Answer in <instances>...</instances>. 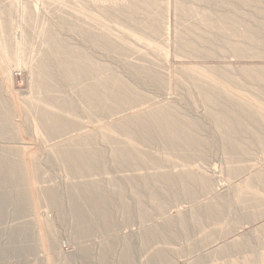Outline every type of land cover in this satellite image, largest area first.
I'll return each instance as SVG.
<instances>
[{
	"label": "bare ground",
	"instance_id": "1",
	"mask_svg": "<svg viewBox=\"0 0 264 264\" xmlns=\"http://www.w3.org/2000/svg\"><path fill=\"white\" fill-rule=\"evenodd\" d=\"M52 1L63 2L54 10L56 17L60 18L62 31L51 28L45 23L49 20L44 19L45 22L41 20L31 25L37 28H33L32 35L22 26L19 36H15L12 24L16 22H11L10 16L5 20L0 18V87L5 81L8 83L11 67H26L31 77V90L26 96H19L8 86L6 92L0 88V220L8 210L15 217L30 212L44 216L36 217L39 218L36 237L32 231L34 225L30 222L10 227L6 238L13 243V248L6 250L0 246V264H6L8 254L21 260L19 264H25L23 256L34 252L30 244L34 238L46 251L43 259L37 258L39 264H55V259L62 264H136L130 248V234H117L119 223L112 214L119 210L122 219L130 222L134 215L132 206L141 224L139 238L142 244L158 240L170 244L178 234L188 231L189 221L202 228L204 219L214 223L226 219L222 215L228 204L229 207L233 203L239 205V210L245 214L250 207H255L263 216L264 172L252 175L249 166L240 162L238 154H244L255 145L252 142L264 148L261 133L250 130V123L264 121L260 98L264 95V66L233 65L230 62L178 66L177 75L185 74L184 78H178L180 83L193 85L198 92L203 117L215 121L217 128L224 133L220 148L226 150L228 177L233 178L243 171L247 174L236 185H230L229 188L236 192L216 193L213 176L200 164H194L207 144V138L194 130L195 126L202 128V122H198L186 107L182 108L175 100L169 99V92L165 91L166 78L161 68L170 50L163 29L166 19L159 10L151 11L157 1ZM185 2H175L181 7L177 10L182 11V15L193 12L190 5L184 8ZM217 2L224 3L215 0ZM235 4L247 6L250 0ZM202 9L198 16L195 10L193 12L197 22H202L200 25L195 23L192 28L191 25L185 27L187 23L179 20L182 26L185 23V28L175 30V56L246 57L255 51L264 54V20L260 18L262 11L257 6L254 19L250 13L240 14L238 8H234L236 11L227 8L228 11L219 13H216L217 9L214 12L213 9ZM143 12L144 16H139ZM182 15L180 18H184ZM184 16L186 20L188 16ZM250 19L256 22L252 21L253 24ZM239 26L242 27L239 29ZM200 27L208 30L210 36H206L209 38L204 35L207 31L198 32ZM68 33L77 34L79 41H74ZM33 37L39 40L38 45L34 44L37 40ZM132 53L137 62L127 60L128 65L127 62L121 65L122 69H129L125 71L129 74H121L118 66L114 69L116 66L111 65L110 58L118 57L121 61ZM146 85L153 86L150 88L164 97L157 100L160 94L156 98L154 92L146 93ZM15 113L21 116L26 128L14 120ZM240 132L248 134L250 141L242 142ZM28 137L40 142L41 147L30 145L29 139L25 141ZM38 150L45 152L47 162L58 166L63 173L62 181L47 172ZM108 159L116 172L126 171L125 175H110L105 169ZM161 159L168 165H163ZM122 179L127 180L128 185ZM125 186L129 187L130 196L134 198L133 204L131 199L128 200L130 196ZM204 190L213 192L208 201L194 204L188 211L167 215L169 206L178 198L194 199ZM227 196L234 200H228ZM42 207L45 208L44 215L39 213ZM49 210H54L59 219L70 215L77 253L59 251L54 255L50 251L59 247L63 236L56 230L51 220L53 217L50 218L52 215H48ZM155 213L162 215L161 222L153 221ZM236 223L231 222L222 234L230 232ZM260 226L259 231H256L258 227L254 229V234L263 248L255 253L253 260L246 254L249 264H264V223ZM97 231L110 237L100 238V248L96 256H92L90 247L81 243ZM245 235L233 236L214 249L200 252L191 263L202 264L208 260L209 264H222L217 260L218 254L232 247L246 246L247 240L238 239ZM116 241L120 251L114 250ZM151 254L153 258H169L164 249ZM231 264L236 263L232 260Z\"/></svg>",
	"mask_w": 264,
	"mask_h": 264
},
{
	"label": "rangeland",
	"instance_id": "2",
	"mask_svg": "<svg viewBox=\"0 0 264 264\" xmlns=\"http://www.w3.org/2000/svg\"><path fill=\"white\" fill-rule=\"evenodd\" d=\"M157 2L152 6L153 9H151V11L154 9L155 10H159L160 14L162 15V17L164 19H166L164 25H163V29L165 31V35L168 38V50L169 51V55L168 58L166 60V63H164L163 67L161 68V72L163 74V76L166 78V83H165V87H167V92H169V99H173L176 101L177 104L180 105V107H186L188 110H190V113H192L193 117L196 118V120H198V122L200 121V123L202 122V128L201 127H194L195 132L201 133L204 138H207V144H206V148L204 147V149H202V155L196 157L195 161V165H201L202 169L207 172L209 175L213 176L214 180H213V188L214 191L216 193H232V192H236L237 190H232L230 187L231 184L236 185L237 183H239L240 181H242V179H244V177L247 176V174L243 171L241 173L236 174V176H234L233 178H229L228 174L225 170L226 168V158H225V151H223L224 149L220 148V144L222 143V138H223V132L221 129L217 128L216 122L213 121L212 119L209 118H204V109L203 106L198 102V98L199 95L197 94V90L195 88V86L190 85V84H182L180 83L178 78H184V73H180L177 75V69L178 66L180 65H187V64H204V65H217V64H225L230 62L233 65H241V64H249V65H261L264 66V54L259 53L258 51H255L253 53H251L249 56L246 57H242V56H235V55H229L226 58H207V56H204L203 54L198 55L197 57H177L175 56L176 54L174 53L175 51V30H182V28L184 29L185 27H189L192 28L193 24L198 23L197 25H200L202 22H197L198 19L194 18V13H198L196 16L199 15V12L202 11V8H207L208 10L213 9L212 11L214 12L216 9L219 10L216 13L219 12H224L227 10V8H232V10L235 8H238V12L240 14H248L250 13L251 15H253L251 17V19L255 18V8L257 6L258 9H260L262 12L259 13L260 18L262 17V19L264 20V0H250V4H243V6L241 4H237L239 3L240 0H233L236 2V4L238 6H234L235 2L232 3V0L229 1H225V0H220L221 2H226L228 3V5L224 2L222 4H220L219 2H217V4L213 3V0H211V2H206L209 0H184L185 1H192V2H188L189 4H184V8H187V6L190 5V11L193 12L194 10L196 12H188L187 14L185 13L184 15H186V17H190V20H188L189 18L187 17L186 20L185 16L182 15V11H178L180 10V8L177 7V5L175 4L176 1L179 0H156ZM182 1V0H180ZM219 1V0H216ZM231 1V2H230ZM230 2V3H229ZM63 2H58V1H52V0H0V18L1 19H8V17L10 16L11 18V22H16L14 24H16L15 26L18 27L16 28V30H14L15 26L14 24H12V31L14 33L15 36H19L18 31L20 33V27L23 26V30H26L29 32L30 35H32L34 33L33 28L37 29L35 26H31L34 22V25L37 23H40V21L42 20L43 22H45L47 25H51V28H55L58 31H62L63 28H61V22L59 16L56 17V6H58L59 4H62ZM183 3V2H182ZM211 3V4H210ZM218 3L220 5H218ZM232 3V5H230ZM226 4V5H225ZM235 4V5H236ZM187 5V6H186ZM178 8V10H177ZM195 8V9H194ZM223 9V11H221V9ZM200 9V10H199ZM205 9V10H207ZM234 9V11H236ZM55 10V11H54ZM199 10V11H198ZM232 10H229V12H231ZM4 11V12H3ZM23 11H26L27 13H29L30 15L27 16ZM228 11V10H227ZM53 12V13H52ZM237 12V14L239 15V13ZM2 13V14H1ZM7 13V14H5ZM166 13V15H165ZM192 13V14H191ZM228 13V12H226ZM235 13V12H234ZM145 12H143V14L141 15V13L139 14V16H144ZM179 14V15H178ZM191 14V16H189ZM165 15V17H164ZM177 15V16H176ZM182 15V17L184 18H180V16ZM194 15V16H193ZM8 16V17H7ZM193 16V17H192ZM195 16V17H196ZM178 17V18H177ZM36 20H35V19ZM194 18V19H191ZM13 19V20H12ZM32 19V20H31ZM40 19V20H38ZM45 19V20H44ZM178 19V20H177ZM250 19V20H251ZM51 20V21H50ZM55 20V21H54ZM182 20L183 22L187 23L185 26V23H183L184 25L182 26ZM189 24H188V22ZM195 22H194V21ZM22 21V22H21ZM31 21V22H30ZM57 21V22H56ZM179 21V22H178ZM255 21V20H251ZM51 22V23H50ZM193 22V23H192ZM256 22V21H255ZM255 22H252L253 24ZM24 23V24H22ZM31 23V24H28ZM181 23V24H180ZM191 23V24H190ZM250 23V22H249ZM18 24L20 26H18ZM22 24V25H21ZM26 25V26H24ZM114 26V24H112ZM189 25V26H188ZM252 25V24H251ZM31 26V27H30ZM185 26V27H184ZM28 27V28H26ZM117 30H119L118 26H114ZM242 27V26H241ZM239 26V29L241 28ZM244 27V26H243ZM20 29V30H19ZM199 29V28H198ZM237 28V30H239ZM243 29V28H242ZM241 29V30H242ZM203 30V31H201ZM196 31H198L196 29ZM203 32L207 31V33L205 32L204 35H209L208 30H204L202 27H200V30L198 32ZM180 32V31H179ZM182 32V31H181ZM70 34L74 41H79V37L77 36V34H73V33H68ZM35 36V35H34ZM210 36V35H209ZM209 36H206V39L209 38ZM220 36V35H219ZM224 34L221 35V37L223 38ZM220 37V38H221ZM232 37V36H231ZM235 36H233L234 38ZM36 38V37H35ZM33 37V39H35ZM211 38V37H210ZM219 38V37H218ZM221 38V39H222ZM235 38H238L237 36ZM240 38V36H239ZM238 38V39H239ZM37 40V39H35ZM34 41V40H33ZM39 40H37L34 44L38 45ZM36 47V46H35ZM204 47V46H201ZM96 53H99V51H97ZM174 53V54H173ZM101 54V52H100ZM129 55V56H128ZM127 57L125 56L124 58H126L124 60V58L121 59L120 58L117 59L116 58H110V62L111 65L113 64V66L115 67L114 69L117 68L118 72H121V74H129L125 71H129V69H122L121 65L123 63V65H126L125 62H127L128 65V61L129 63H131V61H136V59L134 58L135 55L134 53L132 54H128ZM201 55L202 58L200 57ZM133 56V57H132ZM199 56V58H198ZM131 58L130 60L128 58ZM128 60V61H127ZM124 61V62H123ZM156 61L160 62L162 61L161 59H157ZM113 62V63H112ZM137 62V61H136ZM121 63V64H120ZM125 63V64H124ZM187 63V64H186ZM120 68V70H119ZM123 71H122V70ZM116 70V71H117ZM132 77V76H130ZM1 79V78H0ZM132 79H134V77H132ZM183 80V79H182ZM6 83L2 84L1 91L6 92V88L8 86V88L12 89L13 91L17 92L19 96H26L29 94L30 90H31V77H30V73L28 68L26 67H22V68H18V67H11V74H10V79L7 81H5ZM147 86V89H146ZM144 87V90L146 91V93L148 92V94H152V92H154V96L160 94V92H156L153 86L151 85H146ZM151 87V88H150ZM253 90V88H251V91ZM151 91V93H149ZM164 92V91H162ZM161 95V94H160ZM162 96V95H161ZM158 96L159 98H157V100H159L160 98H163L164 96ZM177 97V98H176ZM167 98V97H166ZM176 98V99H175ZM261 108H264V95H262L261 97ZM194 99H196V101H193ZM198 118V119H197ZM14 120L16 122H19V124L26 125V123L22 120L21 116H17V114H14ZM27 126H23V128H26ZM250 130L255 133V132H260L261 135L264 137V121L263 120H259L258 122L255 123H250ZM240 136V140L242 142H249L250 139L248 137V134L244 133V132H240L239 134ZM30 137H28L25 141H27ZM209 138V139H208ZM32 139V138H31ZM29 139L27 142H31L30 145H35L36 148H40L41 145L39 144L40 142L35 141L34 139ZM37 142V143H36ZM263 142H264V138H263ZM35 143V144H34ZM156 143V142H154ZM251 144H255L253 146H251L249 149H247L245 152H243L244 154H238V156L240 157V162H244L249 166L248 171L250 173H252V175H255L256 172L262 171L264 172V148H262L261 146H258L256 144H258L257 142H252ZM102 145V144H100ZM105 152L109 153V150L107 148H105ZM247 152V153H246ZM38 155L41 157L42 160H44L42 162V165L44 167H46V170L48 173L53 174V176H56L55 178L58 181H62V175L63 173L61 172V170L58 168V166L47 162L46 160V154L43 151H39L38 150ZM161 163L164 165L166 164V162H164L161 159ZM168 165V164H166ZM51 169V170H50ZM105 169L109 171V174L112 176H124L126 171L124 172H116L114 166L112 165V163L110 162V160H107V163L105 164ZM169 169H172L171 167ZM128 173L130 172H134V171H127ZM57 174V175H56ZM251 175V174H250ZM122 181L125 183V185H128V183L126 182L127 180L122 179ZM218 182V183H217ZM255 185H257L256 183H253ZM258 186V185H257ZM125 188H127L126 192L127 194H129V196L131 195V193H129V187L125 186ZM264 190V187H263ZM214 192V193H215ZM213 192L204 190V192H202V194L194 199H189V198H178L176 202L171 203V205L169 206L168 210H167V215H174L176 214L178 211H188L190 209V207H192L194 204H203V202H206L209 200V198H211ZM128 196V197H129ZM130 200V202L133 204V197L130 196V198H128V200ZM145 199L148 201V198L145 197ZM227 199L230 201H233L234 198L231 196H227ZM149 204V203H148ZM45 208H40L39 213L44 215V210ZM133 212H132V220L130 222H125L122 219L121 216V212L119 210H116L113 214L115 222L117 221L119 223V229H118V235H127L130 234V243L132 245L131 251L134 253V256L136 257V264H149L147 261L151 262L152 264H190L191 261L195 258V256L197 254H199L200 252L204 253L207 252L211 249L216 248L217 246L221 245L222 243H224L226 240L231 239L233 236H237L239 234H246L245 236H243L242 238H238L243 239V240H247V245L243 246V247H232L230 248L227 252H220V254H218V261L219 263L221 262L222 264H231V261L233 260L236 264H249V261L247 260L246 254H248L249 259L254 258L255 253L260 250V248H263V244L259 242V238L256 237V235L254 234V229H256V231L258 229L261 228L260 224L264 223V215L261 216L258 214L257 212V208L255 207H250L249 208V212L248 214L242 213V211L239 210V205L235 206V203H233L230 207L229 204L228 206L226 205L225 207V211L222 215L226 216V219H220L219 222L214 223L211 220L208 219H204V223L202 225V228L197 227L195 225L192 224V222L189 221L188 223V231L185 234H178L177 237H175L174 239H172V243L170 244H166L165 242H163L162 240H158V242L155 241H151L146 244H142V242L140 241L139 238V233L140 232V228H141V224L139 222V220L136 218V214L134 211V206H132ZM32 212L28 213L25 216L22 217H15L12 212L10 210H8V213L3 217L2 220H0V246H2L4 249L8 250L9 248H13V243L10 242V240H8V238H6L7 233L10 231V227L14 226L16 224L19 223H26V222H30L33 226L32 231L34 233V237H36L35 234L38 233L39 228L37 227V220L39 218L36 217H41L43 218L44 216L40 215L37 216L35 214H31ZM50 218H54L55 216H57L56 212L53 210H49L48 213ZM166 215V216H167ZM188 217V216H187ZM220 217V218H222ZM51 219L54 223V226L56 228V230L62 234L63 238L59 244L58 248L55 249H51L50 251L56 255L59 251L61 252H67V253H77L78 250V246L76 244V242L73 240L72 238V233H73V222L70 218L69 214H66V218L65 219H59L58 217H55L54 219ZM162 215H159V213H155L154 217H153V221H158L161 222L162 221ZM155 219V220H154ZM188 219V218H187ZM236 221V225L232 228V230L230 232H226L227 234L223 235L222 233H224L226 231V229L229 227V225H231V222ZM116 222V223H117ZM117 223V224H118ZM146 224H149V222H147ZM223 224V225H222ZM7 231V232H6ZM259 231V230H258ZM177 232H180L179 230ZM132 233V236H131ZM97 235V236H95ZM95 235L91 238H87L83 240V242L81 243L84 246H88L90 247V253L92 256H96L98 250H99V240L102 236L104 237H110V235L107 234H102V233H95ZM211 239L210 242L206 241L207 239ZM35 241V242H34ZM30 241V244L33 245L32 247L34 248V252H29L26 253L23 256V260L26 261L25 264H39L38 263V259H43L46 255V251L43 250L42 246L40 247V241L34 238ZM29 244V245H30ZM96 246V247H95ZM114 247L116 251H120V245L119 243L116 241L114 244ZM42 248V250H41ZM158 249H164L169 258L167 259H158V258H153V253L154 251L158 250ZM245 250V251H243ZM42 251V252H41ZM152 255L151 259L149 255ZM36 256V257H35ZM95 258V257H94ZM21 260L18 261V259L16 257L11 256L10 254H8V256L6 257L5 263L6 264H19ZM190 262V263H189ZM55 264H62V262L60 260L55 259L54 261ZM42 264H44L42 262ZM191 264H194L193 262ZM202 264H209L208 260H205Z\"/></svg>",
	"mask_w": 264,
	"mask_h": 264
}]
</instances>
